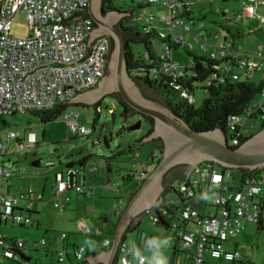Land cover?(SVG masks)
Wrapping results in <instances>:
<instances>
[{
    "label": "built area",
    "instance_id": "built-area-1",
    "mask_svg": "<svg viewBox=\"0 0 264 264\" xmlns=\"http://www.w3.org/2000/svg\"><path fill=\"white\" fill-rule=\"evenodd\" d=\"M144 1L147 5L162 9L151 10L141 16L144 33L156 32L161 37H171L174 42L182 44L190 51L197 49L196 44H188L183 32L178 30L192 32V28L185 21L188 15L186 13H191L192 3L189 0ZM88 6L89 0H0V118L32 110L50 109L98 84L106 73V58L110 55L109 41L107 38H99L90 51L87 39L88 32L94 29L93 21H72L81 16ZM20 10L25 11L30 26V34L25 37L11 34V22ZM227 12L223 10L222 14L227 17ZM247 15L260 18L264 27V0H258L257 5H250L243 12L234 13L231 19L240 21ZM216 36L219 40L221 34L217 33ZM209 38L203 34L195 35L198 49L219 60L207 80V85L225 78L246 81L254 72L264 70V43L241 52L242 49L236 48L227 38L223 43H219V40L213 44ZM173 52L170 44H162L161 68L169 74L188 73L191 63L184 69L179 68V64L173 60ZM194 92L189 87L182 90L183 96L191 102L195 99ZM261 92L264 96V88ZM252 117L264 120V100L256 107H248L242 114L229 116L226 133L231 146L239 144L240 137L248 134L247 126L253 128L249 123ZM69 118L73 131L80 135L93 133L92 128L78 126L74 117ZM18 136L17 132L8 131L0 140L2 155L7 154L8 142ZM28 141L26 148L36 142L35 135L31 134ZM155 156L157 154L152 159ZM151 170L152 165L147 164L135 177L143 180ZM91 171L98 172V168L92 167ZM236 171L225 170L216 163L203 162L195 166L190 175V183L180 184L182 201L176 203L175 200L168 201L166 198L164 206L169 209L167 211L162 208V215H168L170 224L166 237L170 240V245L190 256L188 264H208L209 257L232 263L240 260L241 252L237 249L227 250L224 244L244 229L245 222L257 223L262 220L264 170L259 168L253 171L250 176L243 178L242 183ZM81 173L79 167H74L67 170V180H64L63 173L57 175L54 198H59L61 203L56 201V207L61 210L65 208L64 201L69 200L66 194L70 189L75 188L78 192L91 194L74 179ZM11 176L12 172L0 164V180L8 183ZM34 193L31 187L19 194L0 191V221L12 219L19 224H27L31 219L19 211V203L26 201L27 205L32 206ZM201 196L205 197V203H210L209 213L205 209L200 211L192 204ZM38 198L42 199V195H38ZM120 201L124 206L123 199ZM204 206L207 207V204ZM151 219L154 222L159 221L158 213L155 212ZM89 229L80 225L78 232L92 233ZM65 236L66 234L62 235ZM106 241L105 246L111 244V239L107 238ZM0 245L5 257L20 258L7 238L0 236ZM66 251L65 248L59 251L61 261H64ZM121 252L126 253L127 261L132 259L126 243L122 244ZM75 254L80 264H87L85 246H77Z\"/></svg>",
    "mask_w": 264,
    "mask_h": 264
},
{
    "label": "rangeland",
    "instance_id": "rangeland-1",
    "mask_svg": "<svg viewBox=\"0 0 264 264\" xmlns=\"http://www.w3.org/2000/svg\"><path fill=\"white\" fill-rule=\"evenodd\" d=\"M115 7L123 11L132 13L130 16V25L143 28L142 15L154 10L152 5H147L143 0H112ZM142 2L143 7L138 6ZM192 3L191 20L186 19V24L192 28V32L182 31L187 38L186 41L196 44L195 35L203 34L212 39L211 43L227 38L228 42L235 41L238 45H243L241 52L247 49H253L258 44L264 43V27L262 20L257 17L247 15L244 20L234 21L231 19L234 13L243 12L250 5H257L258 0H189ZM162 10V9H161ZM228 11L227 17L222 12ZM252 29V33L249 32ZM238 30L242 33L236 35ZM220 33L218 40L216 34ZM11 34L18 37H25L30 34V26L25 11H18L11 22ZM233 34H235L233 36ZM157 49H161V43L155 41ZM238 47V46H236ZM134 51L143 53L145 47L140 44H132ZM211 48V47H210ZM197 54H203L199 49ZM174 61L178 62L181 69L186 68L193 62L185 47L176 48L173 52ZM250 82L261 84L264 82V70L254 72L249 77ZM207 82H199L195 89L194 105L198 107L206 98V92L203 86ZM264 100L262 92L257 93L250 103V108L256 107ZM122 116L121 105L113 98L106 97L101 102L99 118L93 133L89 135H80L73 131L69 117H74L78 126L86 128L93 127L95 117V106L88 104L69 105L66 113L57 120L44 124L32 113H16L12 116H5L0 120V138L4 137L8 131H22V139L25 133L32 130L39 135V143L33 147L21 149L15 143V138L10 145L7 154L3 156L0 153V164L12 172L11 181L14 185L10 187L11 192L19 194L21 190L28 187L35 188L43 199L36 197L32 210L38 211L33 215L32 220L25 226H21L12 219L7 224L0 225V236L14 239L18 243L24 242V257L19 259H10L3 256V247L0 245V264H80L75 255L73 244L83 247V241L90 239L96 242L97 247L92 250L86 246V255L91 252H99L105 247L104 239L108 233L110 239L114 233V224L118 222L120 213L124 207L120 200L128 203L130 195L135 192L142 183V180L134 177L128 178V173L138 174L144 169L146 163H151L152 169L157 165L161 158V152L155 148L152 143L144 144L139 147L137 139L144 136L148 130V124L143 120L142 127L137 130H129L140 118L138 115L129 119ZM249 123L253 128L247 126V132L256 133L262 128V120L259 117H252ZM25 130V132H23ZM133 146V150L129 146ZM157 154L152 159L151 153ZM87 158L86 164L80 166L79 161ZM40 159L41 166L36 167L33 162ZM74 162L77 167L84 168L83 175H87V181L82 176L78 180L83 184H91L92 194L78 192L75 188L67 191L65 208L55 206V202L61 203L59 198H54V184L57 175L64 174L66 178L67 165ZM98 168L99 172H92L91 168ZM96 173V174H95ZM93 175H97L93 180ZM92 177V178H91ZM86 182V183H84ZM80 183V182H79ZM179 179H176L173 185L178 188ZM43 188L45 189L43 191ZM94 189V191H93ZM0 191L6 192L7 188L0 182ZM43 191V193H42ZM168 201L175 200L179 203L178 196L173 192L166 195ZM211 200V196L208 197ZM205 197L196 198L192 204L200 211L210 212V203H205ZM26 201H20V206H25ZM207 204V207L204 206ZM154 210L147 211L140 221L137 229L127 233V244L135 243L142 246L144 239L161 236L166 237V230L158 226L152 219ZM28 212L25 211V215ZM106 219L114 223L105 228ZM40 222V225H38ZM85 225L96 232L80 233L78 227ZM244 229L224 244L225 249L238 250L243 258L232 262L225 260H210L208 264H264V230L257 229V223L245 222ZM105 234V230H108ZM62 233L69 234L70 238L66 241L67 251L64 252L65 261L59 262V253L61 249L50 247V241L61 242ZM45 244L42 245V240ZM47 240V244H46ZM63 248V247H62ZM169 245L166 250L169 262H171L173 250ZM58 249V250H57ZM57 250V251H56ZM147 255V253H146ZM184 256V255H183ZM118 264H137L132 257L127 261L126 253L119 254Z\"/></svg>",
    "mask_w": 264,
    "mask_h": 264
},
{
    "label": "water",
    "instance_id": "water-1",
    "mask_svg": "<svg viewBox=\"0 0 264 264\" xmlns=\"http://www.w3.org/2000/svg\"><path fill=\"white\" fill-rule=\"evenodd\" d=\"M101 9L102 0H89L87 9L89 16L83 12L81 16L75 17L72 21L93 19L98 24L97 30L93 29L88 32L87 45L90 51L99 38H106L102 36L108 34L113 38V47L111 49L110 46V55L106 58L108 73L99 80L95 87L79 92L69 99L68 103L70 105H78L77 103L96 105L106 97H111L113 93H119L140 117L129 128L130 130L142 127L141 115H148L155 119L154 130L143 138V144H139V147L150 144L158 138L164 143L157 165L142 180L141 185L120 213L110 247L86 259L90 264H118L119 254L122 253L121 246L124 243L123 237L127 235L126 231L137 225L146 212L156 206L165 189V177L174 167L181 164L190 166L186 179L181 183H190V175L195 166L203 162L216 163L224 169L264 168V128L250 136L241 145L233 147L229 144L227 133L222 129L196 130L162 104L147 98L128 70L126 41L122 31L115 25L121 18L130 17L132 13L116 8L104 15ZM33 165L40 167V159L35 160Z\"/></svg>",
    "mask_w": 264,
    "mask_h": 264
},
{
    "label": "trees",
    "instance_id": "trees-1",
    "mask_svg": "<svg viewBox=\"0 0 264 264\" xmlns=\"http://www.w3.org/2000/svg\"><path fill=\"white\" fill-rule=\"evenodd\" d=\"M144 1V0H143ZM138 2L139 7L142 6V2ZM106 3L111 6L110 9H116L112 0H106ZM145 3V1H144ZM85 14V13H84ZM190 16L191 13H186V15ZM126 19V18H125ZM128 21H125V25H122V33L124 39L126 41V59H127V66L128 70L131 75L136 80L138 86L141 88L143 94L170 110L174 115L178 118L182 119L184 122L188 123L189 126L193 127L196 130L203 131V130H213L220 128L223 131L227 132V125H228V118L231 115H239L246 111L248 107H250V103L255 98L257 93L261 92L264 88V82L261 84H256L250 82V80L246 81H238L233 80L230 78H225L222 81L215 80L211 85L203 86L206 92V98L203 102L196 107L194 102L188 100V98L184 97L182 94V90L186 87H189V90L193 92L199 82H204L209 79L212 72L215 70L214 66L219 62L218 59L211 58L208 54H197L189 49L187 52L190 56L193 57V62L190 64V68L188 73L184 75H177V74H169L168 72L164 71L161 68V59H160V50L157 49L155 41L161 43V45L165 42L171 45V47L175 50L176 48L184 47L182 44L174 42L171 37H161L156 32L153 33H144L141 28L135 27L130 25V17H127ZM242 34L239 30L236 35ZM235 34H233L234 36ZM132 44H140L145 47L143 53H139L133 50ZM112 49V48H111ZM147 54V56H146ZM113 97L122 107V116L124 119H128L131 116L137 115L134 108H132L122 97L119 93H113L110 95ZM101 102H98L95 106V117L93 121V131L97 124L99 118V112L101 108ZM78 105L80 103H77ZM70 105L68 101L56 104L50 109L47 110H32L28 111L29 113L34 114L37 116L42 123L47 124L49 122L57 120L63 114L66 113L67 107ZM144 121L148 124V130L144 136L137 139L136 142L139 144H143L142 140L144 137L148 136L153 130L155 126V119L148 115H141ZM262 128H264V120L262 121ZM261 128V129H262ZM130 130V129H129ZM255 134L251 132L250 134H245L240 137L239 144L232 145L233 147H237L245 142L250 136ZM17 139V138H16ZM21 142V141H20ZM152 144L160 148L163 143L160 138L154 139L151 141ZM39 142L33 144L37 145ZM32 146V147H33ZM133 146H129V149L133 150ZM154 156V152L151 153V157ZM156 157V156H155ZM88 159L84 158L79 161L80 166H84ZM151 164V163H146ZM77 167L74 162L69 163L67 165V170ZM78 168V167H77ZM188 170L181 176L180 183L178 188H176L173 183L165 184V189L157 201L156 206L153 210L158 213L159 221L155 222L158 226L164 227L167 231L170 224L168 222V215H162V208H166L167 211L169 207L164 206V202L166 200V195L173 191L177 196L178 199L182 201V193L180 192V184L182 181L186 179V176L189 172ZM81 169V168H80ZM228 169V168H226ZM225 169V170H226ZM259 168L255 169L258 170ZM66 170V173H67ZM82 173L75 176V180L79 184H81L85 191H90L92 194L91 187L89 185L83 184L82 181L78 180L80 176L84 173V168L81 169ZM231 172H235V169H229ZM241 177V183L243 182V178L251 174L255 170H249L245 168H237L236 169ZM260 170H264V168H260ZM143 171V170H142ZM141 172V171H140ZM73 176V174H72ZM128 178H134V173L127 174ZM84 194L88 195L87 192H83ZM134 192H132L131 196ZM129 198V199H130ZM164 206V207H163ZM32 206H27V208H19V211H28L32 214H38V211H33ZM172 212V211H169ZM168 212V213H169ZM147 213V212H146ZM171 214V213H170ZM26 216V215H25ZM30 217V216H27ZM262 220L257 222V229L264 230V212L262 215ZM116 222L114 224V233L115 228L117 226ZM141 221L138 222L137 225L130 227L126 232L133 231L138 228ZM21 226H25L26 224H20ZM91 229V228H90ZM92 233L96 232L95 230L91 229ZM112 234V239L114 236ZM167 233V232H166ZM167 236V234H166ZM124 244L127 241V235L124 237ZM9 242H11L12 247H14V251L19 255L23 256V248H25V243L23 245H18L16 240L7 238ZM110 239V238H109ZM111 239V241H112ZM44 240V239H43ZM127 244V243H126ZM43 245V244H42ZM129 246V244H127ZM77 246H75L76 248ZM175 254L179 251V248L172 246ZM24 257V256H23ZM174 257V256H173ZM12 259V258H10ZM14 260V259H12ZM172 260V259H171ZM59 262L61 260L59 259Z\"/></svg>",
    "mask_w": 264,
    "mask_h": 264
},
{
    "label": "crops",
    "instance_id": "crops-1",
    "mask_svg": "<svg viewBox=\"0 0 264 264\" xmlns=\"http://www.w3.org/2000/svg\"><path fill=\"white\" fill-rule=\"evenodd\" d=\"M154 7V6H153ZM153 10V9H152ZM154 10H161V8L160 7H154ZM192 5H191V15L190 16H186L185 18L186 19H189V20H191L192 18H191V16H192ZM249 32L250 33H252V29H249ZM185 35V34H184ZM241 35V34H240ZM185 38H187L186 36H185ZM226 38V37H225ZM211 41H212V39L211 38H209ZM220 39V38H219ZM226 40L224 39V40H220L219 41V43H223V42H225ZM230 42H232L231 44L232 45H235V47L236 46H238V47H236V48H239V47H242L243 45H238L234 40L233 41H230ZM198 43H196V50H195V52L198 50V45H197ZM195 45V44H194ZM209 49H211L210 48V46L208 47ZM173 60H174V58H173ZM176 62V61H175ZM176 63H178V62H176ZM25 113H27V112H25ZM15 115V114H14ZM10 116H12V115H10ZM3 118V117H2ZM2 118H0V120L2 119ZM30 129V132L29 133H25V135H24V137H23V139L21 138L22 137V131H20V132H17L18 133V138L17 139H15V143L17 144V146L19 147V148H21V149H24V148H26V146L27 145H29V141L28 140H30V136H31V134H33V135H35V137H36V140L38 141V139H39V135L37 134V132H35V131H33L32 130V127L31 128H29ZM23 132H25V130L23 131ZM3 138V137H2ZM2 138H0V140L2 139ZM14 141V139H12L11 141H9L8 142V145H7V151H8V149H9V147H10V145L12 144V142ZM21 141V142H20ZM39 142V141H38ZM34 144V143H33ZM22 147H24V148H22ZM32 147V146H31ZM28 148V147H27ZM2 154V153H1ZM3 156H5V155H3ZM98 172H99V170H98ZM96 174V173H95ZM129 174V173H128ZM92 176H93V180H95L96 179V177H97V175H93L92 174ZM12 177V176H11ZM82 178L85 180V181H87V175H83L82 176ZM92 178V177H91ZM0 182H1V184L2 185H5V187L7 188V191L6 192H9V193H13V194H17L16 193V191L15 192H11V190H10V187H12L13 185H14V181H11V178H10V180H9V182L8 183H6V182H4V181H2V180H0ZM84 183H86V182H84ZM90 187H91V190H92V186H91V184H88ZM30 187H28L26 190H21V192H24V191H27L28 189H29ZM34 189V194H33V196H32V198L34 199L35 197L38 199V200H41V199H39L38 198V195H42V199H43V194H40L39 193V191L37 190V189H35V188H33ZM45 189L43 188V191H44ZM43 191H42V193H43ZM93 191H94V189H93ZM20 192V193H21ZM35 201V200H34ZM34 201H33V203H34ZM120 203H121V201H120ZM27 206H29V205H25V206H21L22 208H27ZM122 206V205H121ZM32 207H33V205H32ZM31 207V208H32ZM24 215H25V211L23 210V211H21ZM28 212V211H27ZM33 215H36V214H32V213H29L28 212V214L26 215V216H30V219L32 220V217H33ZM30 220V221H31ZM106 221V223L104 224V226H106L105 228H107V227H109V226H111L114 222L112 221V220H110L109 221V219H106L105 220ZM2 223H4V224H7L8 223V221H0V225L2 224ZM38 225H40V222H38ZM107 232H109V229L108 230H105V234L107 233ZM63 234H65V233H62V235ZM239 234V233H238ZM238 234H236V235H234V236H237ZM62 235L60 236V240H61V242H59V243H56V242H53V241H50V247H57L58 249H62V247L63 248H65L66 250H67V248H68V246L67 247H64V245H66V241L68 240V238H70V235L69 234H66V236L65 237H62ZM234 236H232V238L234 237ZM109 239V236H108V233H107V235H106V237H105V239H104V242L106 241V239ZM231 238V237H230ZM42 242V241H41ZM43 245L45 244V240H44V243H42ZM46 244H47V240H46ZM68 244V243H67ZM69 245V244H68ZM104 246H105V244H103ZM73 246H74V250H75V246H76V244H73ZM109 246V245H108ZM173 246V245H172ZM105 247H107V246H105ZM57 249V250H58ZM235 249H237L238 250V248H235ZM234 249V250H235ZM56 250V251H57ZM103 249H101V251H102ZM172 250L174 251V249L172 248ZM101 251H99V252H91L90 254H88V255H86L85 256V258L87 259L89 256H91L92 254L93 255H98ZM232 251V250H231ZM24 253V252H23ZM58 253H59V251H58ZM242 254V253H241ZM76 255V254H75ZM184 255V256H183ZM4 256V255H3ZM174 256V257H173ZM5 257V256H4ZM242 258H243V256H242ZM241 258V259H242ZM208 260L210 261H212V260H214L213 258H211V257H209L208 258ZM215 260H219V259H215ZM220 260H223V259H220ZM64 261H65V259H64ZM189 261H190V256H188L186 253H184V252H182V251H177L175 254L173 253V255H172V260H171V262H169V264H188L189 263ZM86 263L87 264H90V263H88L87 261H86Z\"/></svg>",
    "mask_w": 264,
    "mask_h": 264
},
{
    "label": "clouds",
    "instance_id": "clouds-1",
    "mask_svg": "<svg viewBox=\"0 0 264 264\" xmlns=\"http://www.w3.org/2000/svg\"><path fill=\"white\" fill-rule=\"evenodd\" d=\"M192 52L197 53L195 51ZM89 231H91V229H89ZM104 243L106 245L107 241H105ZM83 245L92 250L97 247L96 242L90 239L84 240ZM169 245L170 240L167 237L153 236L144 239L142 242V246H138L135 243L129 244L128 252L129 255H131L133 259L137 261V264H169V259L166 254V250L168 249ZM146 253L147 255H145Z\"/></svg>",
    "mask_w": 264,
    "mask_h": 264
},
{
    "label": "flooded vegetation",
    "instance_id": "flooded-vegetation-1",
    "mask_svg": "<svg viewBox=\"0 0 264 264\" xmlns=\"http://www.w3.org/2000/svg\"><path fill=\"white\" fill-rule=\"evenodd\" d=\"M111 6L109 4L106 3V0H102V13L104 15H106L107 12L111 11ZM85 15L89 16V13L88 11L86 10L85 11ZM126 18V19H125ZM93 20V19H92ZM125 21H128L127 17H124V18H121L120 21L116 22L115 25L120 29L122 30V25H125ZM93 26H94V29H98V24L93 20ZM102 37H106L110 43V46L111 48L113 47V38L110 36V35H105V36H102ZM108 73V70H106V73H105V76L107 75ZM132 76V75H131ZM164 144V143H163ZM162 148H163V145L159 148L160 149V152H162ZM188 166L187 164H181V165H178L176 167H174L165 177V180H164V184H167V183H171L173 181H175L176 179H179L181 178V176H183V174L188 170ZM190 167V166H189ZM190 169V168H189Z\"/></svg>",
    "mask_w": 264,
    "mask_h": 264
}]
</instances>
